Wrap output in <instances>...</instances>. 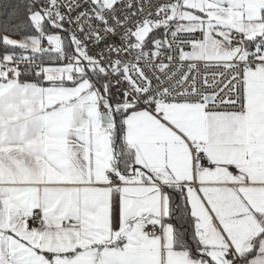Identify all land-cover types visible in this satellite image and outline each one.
Masks as SVG:
<instances>
[{
  "label": "snow or ice",
  "instance_id": "6c2138e0",
  "mask_svg": "<svg viewBox=\"0 0 264 264\" xmlns=\"http://www.w3.org/2000/svg\"><path fill=\"white\" fill-rule=\"evenodd\" d=\"M0 264H264V0H3Z\"/></svg>",
  "mask_w": 264,
  "mask_h": 264
},
{
  "label": "trees",
  "instance_id": "16d2710c",
  "mask_svg": "<svg viewBox=\"0 0 264 264\" xmlns=\"http://www.w3.org/2000/svg\"><path fill=\"white\" fill-rule=\"evenodd\" d=\"M0 3H3V0H0Z\"/></svg>",
  "mask_w": 264,
  "mask_h": 264
}]
</instances>
